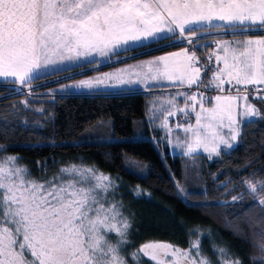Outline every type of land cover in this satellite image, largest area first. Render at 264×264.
<instances>
[{
  "label": "trees",
  "instance_id": "1",
  "mask_svg": "<svg viewBox=\"0 0 264 264\" xmlns=\"http://www.w3.org/2000/svg\"><path fill=\"white\" fill-rule=\"evenodd\" d=\"M235 35L210 33L190 40L208 53L217 38ZM170 40L124 54L146 56L184 46L168 44ZM80 70L37 77L23 87H30L27 93L0 85V149L14 156L33 179L52 176L68 164L109 174L113 187L108 199L120 210L123 228L109 238L128 264H150L132 255L151 242L180 248L198 242L192 252L209 264H264V100H254L259 116L242 125L235 147L213 159L204 154H166L164 159L148 139L102 140L130 137L137 129L149 133L147 99L160 92H38L78 76Z\"/></svg>",
  "mask_w": 264,
  "mask_h": 264
},
{
  "label": "rangeland",
  "instance_id": "2",
  "mask_svg": "<svg viewBox=\"0 0 264 264\" xmlns=\"http://www.w3.org/2000/svg\"><path fill=\"white\" fill-rule=\"evenodd\" d=\"M47 7L45 4V16L54 8L50 7L48 10ZM134 8L138 10L142 6L136 3ZM128 9L131 13L134 11L137 24L139 12ZM118 14L126 16V19L119 18L116 26L119 35L108 38L105 32L96 35L95 27L91 25L79 31L78 25L74 27L62 19L60 9L58 17L51 21L54 27L52 37L61 43H53L55 52L61 53L57 55L61 58L59 62L76 67L97 58L117 54L116 52L122 53L162 40V37H155L158 36L155 23L133 28L134 38L131 28L123 25L129 22L127 16L130 12L121 9L120 5ZM178 42L182 43L180 40ZM44 47L46 46L43 45ZM182 47L185 48V45ZM183 48L174 54V61L180 60L179 56L182 58ZM185 51L187 52L186 48ZM142 61L137 60L139 71H143L142 66L146 64V61ZM194 68L196 71L195 62ZM102 73L57 82L38 92L40 95H91L110 93L98 90L119 88V82ZM232 81L227 84H232ZM227 84L217 87L223 88ZM237 85L241 86L239 82ZM167 89L169 92L157 89L161 92L147 99L146 120L149 133L143 134L144 130L137 129L130 137L109 136L102 140L148 139L164 159L166 154H204L213 159L222 150H229L239 143L242 127L236 125L237 118L228 103L217 101L225 94L216 96L207 104L202 99L195 98L193 108L197 112L194 114L196 120L193 125L172 130L169 119L171 115L182 112L184 105L176 101L179 93L171 92L169 87ZM252 97H248L249 103L255 105L257 115H253L252 110L248 109L250 120L259 116L258 105L254 100H264V91ZM162 146H166L167 150ZM112 184L113 179L109 174L79 164H68L60 167L52 176L33 179L23 166L17 164L14 156L0 149V264H128L119 255L118 246L112 244L109 238L110 235H119L123 231L120 210L116 203H111L108 199ZM261 201L264 202V198ZM197 247L198 242L189 248L151 242L141 246L132 256L145 257L150 260V264H209L206 259L197 258L193 254L192 250ZM36 255L40 256V260L35 259Z\"/></svg>",
  "mask_w": 264,
  "mask_h": 264
},
{
  "label": "crops",
  "instance_id": "3",
  "mask_svg": "<svg viewBox=\"0 0 264 264\" xmlns=\"http://www.w3.org/2000/svg\"><path fill=\"white\" fill-rule=\"evenodd\" d=\"M136 3L142 8L136 10ZM45 4L48 10L55 8L47 16ZM120 5L121 9L130 12L127 19L131 24L123 25L131 28L134 38L133 28L146 26V23H155L158 35L155 37L171 39L168 44L178 42L182 36L192 39L210 33H235V36L216 39L214 56L218 68L212 85L220 86L233 80L241 86L254 85L264 91V0H0V85L26 87V83L37 77L81 67L78 76L72 78L103 72L119 82L118 89L98 92L157 93L161 92L157 89L169 92L166 90L169 87L171 92L179 93L176 101L182 103L184 93L181 88L197 78V68L195 71L194 62L189 59L191 55L183 47L146 56L135 55L137 57L124 54L126 51L116 52L76 67L59 62L61 58L57 55L61 53L55 52L53 43H61L52 37L54 27L51 21L58 17L60 9L62 19L74 27L78 25L79 31L91 25L95 27L96 35L105 32L108 38H112L119 35L116 27L119 18L126 19L124 15H117ZM128 8L139 12L137 24L134 11L131 13ZM211 28L221 30L213 32ZM182 48V58L178 55L180 60L174 61V54ZM139 59L146 61L143 71L138 70ZM52 84L55 83L47 86ZM111 86L114 88L113 84ZM248 97L251 98L243 94L224 95L217 101L228 103L237 118L236 125L242 127L250 120L248 109L257 115L255 105L249 103Z\"/></svg>",
  "mask_w": 264,
  "mask_h": 264
},
{
  "label": "built area",
  "instance_id": "4",
  "mask_svg": "<svg viewBox=\"0 0 264 264\" xmlns=\"http://www.w3.org/2000/svg\"><path fill=\"white\" fill-rule=\"evenodd\" d=\"M184 43L189 55L193 57L195 65L197 66V79L190 85L181 88L184 93L182 103L184 110L180 113L174 114L170 117V126L172 128H188L193 123L195 98L204 99L205 101L212 100L218 95H232V94H262L258 87L252 86H238L236 81L225 87H217L212 85V78L218 68V61L214 56V50L217 44L211 43V51L208 53L200 52V49L191 42L189 38L182 36L180 39ZM17 91L27 93L28 89L21 86H15Z\"/></svg>",
  "mask_w": 264,
  "mask_h": 264
},
{
  "label": "flooded vegetation",
  "instance_id": "5",
  "mask_svg": "<svg viewBox=\"0 0 264 264\" xmlns=\"http://www.w3.org/2000/svg\"><path fill=\"white\" fill-rule=\"evenodd\" d=\"M35 259H36V260H40V256H39V255H36V256H35ZM66 261L68 262V261H69V258H67ZM24 262H25V261H24ZM58 262H60V261H58ZM24 264H28V263H24Z\"/></svg>",
  "mask_w": 264,
  "mask_h": 264
}]
</instances>
